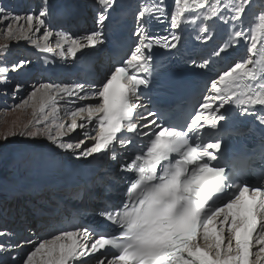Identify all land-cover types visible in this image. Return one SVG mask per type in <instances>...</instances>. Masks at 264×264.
Masks as SVG:
<instances>
[{
	"label": "snow or ice",
	"instance_id": "snow-or-ice-1",
	"mask_svg": "<svg viewBox=\"0 0 264 264\" xmlns=\"http://www.w3.org/2000/svg\"><path fill=\"white\" fill-rule=\"evenodd\" d=\"M252 3L253 0H175L174 10L168 11L165 0H154L138 7V26L133 33L137 42L125 53L122 63L105 73L103 80L46 83L31 91L22 105L33 108L34 119L24 125L19 135L51 142L47 145L51 151L39 146L28 149L38 165L62 167L67 162L59 157L66 154L75 158L73 162L82 161L89 167L116 161V175L126 180L128 187L118 206L110 205L98 213L102 218L99 230L57 227L55 218L62 201L47 212L39 210L38 214L48 220L33 227L51 229V238L33 245L34 250L19 264H88L89 258L95 264H264V151L246 156L223 143L225 135L237 134L225 131L235 125L231 106L244 114L264 111V11L257 14L255 27L248 32L242 24ZM94 4L98 9L94 13L96 28L83 37L59 33L55 49L49 43L53 37L49 17L61 16L71 24L75 15L50 10L47 0L38 13L24 16L9 14L0 7V22L7 21L6 35L14 39L29 40L30 34L43 29L42 41L33 43L44 52L59 49L62 59L70 56L75 62L89 55L85 49L95 50L105 43L104 28H111L122 14L117 0H94ZM165 19H170L168 34L152 36L148 31L150 21L162 23ZM185 21L195 25V41H200L196 47L208 50L198 67L211 71L217 64L231 63L217 74L218 79L211 80L214 95L206 96L200 110L182 125L157 123L163 110L159 114H139L137 120L136 110L144 107L138 89L147 87L150 80L136 73L151 74L163 67L162 62L154 64V47L177 52L186 47L192 33L183 35ZM14 23L18 25L15 29ZM239 45H244L245 55L235 59L232 53L239 50ZM7 47L0 45V55ZM30 64V60L20 59L11 65H0V84H7L9 73L29 70ZM21 87L15 85V92ZM90 96L97 98L94 104L65 111L71 117L67 126L64 121L57 122L60 101L67 103L73 97L87 100ZM214 100L219 101L218 105ZM78 119L82 122L78 123ZM259 121L264 125V115L259 116ZM77 129L83 130L82 137L75 143L68 142L65 137ZM249 176L257 183L249 186ZM11 236L0 231V257L11 247H20L10 239L4 242ZM10 261L17 264L16 257H10ZM0 264H5L3 259Z\"/></svg>",
	"mask_w": 264,
	"mask_h": 264
},
{
	"label": "rangeland",
	"instance_id": "rangeland-1",
	"mask_svg": "<svg viewBox=\"0 0 264 264\" xmlns=\"http://www.w3.org/2000/svg\"><path fill=\"white\" fill-rule=\"evenodd\" d=\"M53 2H59L62 5H60V8L69 7L71 11H74L75 8L79 9L80 6L89 7L95 5L94 0H47V5L49 9ZM42 3H44V0H0V7L4 8L9 14H19L24 16L28 13H38L41 9ZM250 7H252V5ZM256 7L257 9L259 8L255 5V7L253 6V9H256ZM64 9L65 8L62 9V12L67 15ZM259 11L261 12V10ZM253 12H255V10ZM253 12H251V14H249V12L247 13L248 22ZM78 15L80 18V11L78 12ZM92 17L94 18V15H92ZM50 18L51 16L49 17V20H51L53 23L56 17H52V19ZM255 20L256 18H253L251 22L254 23ZM52 23L48 24V28L51 29V31L53 32V37L50 39L49 43L54 49L56 48V41L58 39L59 33L68 32L72 36L83 37L91 30H94L96 28V24L94 23V27H92V29L90 25H87L83 29L81 28L82 25H79V27L81 28V32H79V28H73L69 31L62 27H64L66 24L69 25V28H72L74 24L65 23V20L62 17L61 19L56 20L55 25L59 26L54 27L52 26ZM6 24L7 21L0 22V45L8 46L7 51L0 55V65H11L13 62L20 59H28L31 61V64L27 66L29 70L21 71L19 73H9V79L7 84H0V231L12 233V236L10 238H5V243H7L10 239L12 244L18 243L20 245V247L18 248L11 247L9 249V252L3 254L0 259H3L5 264H11L10 257H16L17 264H19V261L25 258L26 254L34 250L33 245H35L38 241L42 239L51 238V235H48L45 238L42 235H40L38 238H35L34 236L32 238L33 234H31V227H28V223H26L27 218H30V216H27L28 213L33 214L34 212H39V210L41 209L47 212L49 208L54 207L56 202L60 201L61 199L64 202L62 209H66L68 208V205L65 204V201H72L70 193L62 195L58 192V194L55 196L56 201L51 198L53 203H45L44 201H46L45 198L47 197V193H56L55 191H53V189H45L42 191V193H39V190H36L37 187H33L34 182L32 186L29 185L25 187L26 190H24L25 188H23V185H21L22 187L18 185V182L24 180L31 181L32 179L30 178V174L27 175L24 172V175L22 173V177H19V172L15 170L16 165L8 161L9 152L13 150L23 152L27 149L36 146H39L44 150L51 151V149L47 147V145H49L51 142L47 141L45 138H37L35 141H33L31 138L22 137L19 135L21 130L24 128V125L28 124L29 121H32L34 119L33 108L23 106L22 102L25 99H28L31 91L34 88L39 87L41 84H75L77 82H82L83 80L79 78L77 82H74L75 78H73L72 80L69 79L71 74L69 78L66 75L61 77L60 81L52 80V78L54 77H47V79H50L51 81L47 80L46 77L42 76V73L40 72L39 67L41 63H49L52 67H55L56 69H65L63 67L71 69L72 66L68 65L64 61V59L59 56V49H56V51L53 52H44L41 51L40 48H38L33 43V41L35 40L42 41V34L44 31L43 29L41 30V33L30 34L29 40L14 39L9 38L6 35ZM17 26L18 25L16 23L13 24L14 29ZM28 49H30L32 52L31 53L29 51L30 55H28L26 52V50ZM68 60L69 57L66 61ZM96 68H98V65L96 66ZM39 75L42 76V78ZM62 81H65L66 83H63ZM17 84L22 85L19 92H15V85ZM89 99H91V97H89L87 100H77L73 97L68 98L67 103H65L64 101H60L58 107L61 109V111L59 113V118L57 122L64 121L66 122L67 126V123H70L71 121V117L65 115V111L75 110L77 107L86 106L87 104H90ZM17 105L22 106L17 107ZM81 122L82 121L78 119V123ZM89 131H92L91 126H89ZM82 132L83 130L77 129L76 131L69 133V137H65V139L68 142L75 143L82 137ZM9 133H16V135H8ZM6 135L7 140L4 139ZM63 157H66L69 160H71V158L73 159L72 156L67 154ZM3 180H5L7 185L2 183ZM34 191L37 192V195ZM10 193L15 194L17 196L15 197L14 202H12L13 199L8 198L10 196ZM74 196L76 195H73V197ZM55 219L57 220V218ZM17 231L20 232L18 233ZM49 231L50 229L45 228L43 234L46 233L45 235H47L48 233H50ZM29 239H31L32 243L27 244L26 247H24V245L26 244L25 241Z\"/></svg>",
	"mask_w": 264,
	"mask_h": 264
},
{
	"label": "bare ground",
	"instance_id": "bare-ground-1",
	"mask_svg": "<svg viewBox=\"0 0 264 264\" xmlns=\"http://www.w3.org/2000/svg\"><path fill=\"white\" fill-rule=\"evenodd\" d=\"M60 5H61V3H59V2H53L52 3V5L50 6V10L51 9H56V10H58L59 12L60 11H62V9L63 8H65L64 10H65V12L67 13V14H70V13H73V12H75V11H77V12H75L76 13V15H77V17L79 18V15H78V11H80L81 9H77V8H75V10L74 11H71L70 9H69V7L68 8H66V7H61L60 8ZM255 5L256 6H258L259 7V9L261 10V12L262 11H264V0H253V3H252V7H251V10L249 11V14H251V12H253L255 9H253V6L255 7ZM62 6V5H61ZM221 7H223V5H221ZM134 11V10H133ZM244 18V21L246 22V24H248L249 22L247 21L248 20V15H246L245 17H243ZM50 19H52V16H51V18ZM78 23H75V25H77ZM250 25V24H249ZM249 25H247V31L246 32H248L249 30H250V28H252V27H255V25L254 26H249ZM65 26L67 27V26H69V25H66L65 24ZM79 28V27H78ZM77 28V29H78ZM80 29V28H79ZM79 32H81V29H80V31ZM75 33H78V32H75ZM103 46H104V51L103 52H101L100 53V55H101V57H102V61L100 60V62H99V64H98V68H96L97 69V71H98V74L99 75H101L102 76V78H104V75H105V73L108 71V69L110 68V66H111V64H110V62L109 61H106L105 59H107L108 58V54H107V49H106V46H105V44L103 43ZM258 47H259V43H258V45H257ZM100 47V48H99ZM97 48H99V50L97 51V53H94V54H99V52L101 51V49H102V46L101 45H97L96 46V49ZM85 52H88L89 54H91V53H93L94 52V50H92V49H85L84 50ZM26 52H27V54H28V52H29V50H26ZM78 56H79V53L77 54ZM89 57L90 56H88V57H86L85 59H82V57L79 59V61H78V64L82 67L84 64L86 65V62H87V60L89 59ZM40 72L42 73V76H44V77H56L55 76V74L56 73H59L60 74V76H59V78H61V72H59L60 70H57V71H52L51 69H56L55 67H52L49 63H41L40 64ZM64 68V67H63ZM46 69H48V70H46ZM70 71V70H69ZM72 71H78V69L77 68H71V71L68 73V77L70 76V74L72 73ZM65 82V81H64ZM81 83H83V81L81 82ZM96 99L97 98H94V97H91V99H89V103H92V104H94L95 102H96ZM59 159H62L63 161L64 160H66L67 158L66 157H59ZM75 160V158L73 157V159L71 158V160H69V163H71V162H73ZM8 161H10V162H12L13 164H15L14 166H15V170L17 171V172H19V177H22V173L24 172V173H26L27 175L28 174H30V178L34 181L36 178H38V177H40V175L39 174H37L36 172H35V167H39L40 168V165H38L34 160H33V158H32V156H31V154L29 153V151H28V149L26 150V151H23V152H21V151H10L9 152V155H8ZM76 162H81V161H76ZM11 163V164H12ZM10 164V165H11ZM12 164V165H13ZM11 165V166H12ZM15 171V172H16ZM16 172V173H17ZM21 173V174H20ZM24 173H23V175H24ZM17 176V175H16ZM3 184H5V185H7V183L5 182V180H3V182H2ZM38 182H34V186L33 187H37L36 188V190H39V187H38ZM100 184H101V182H93L92 183V185H91V188L92 189H94L95 191H98L99 193L102 191V189H101V186H100ZM118 184H120V183H118ZM121 186V185H120ZM23 188H25V186H23ZM86 188V187H85ZM89 189V188H88ZM24 190H26V188L24 189ZM47 195L49 196H52V195H54V193H47ZM66 196V195H65ZM69 197V196H68ZM71 198H72V201L74 202V201H80V199H81V197L80 196H78L77 198H73L72 196H71ZM46 199V201H44L45 203L47 202V203H53V201H52V199L51 198H48L47 199V197L45 198ZM68 199V198H67ZM62 200V199H61ZM70 201L68 200V203H69ZM95 203V205H98V203H97V201H95L94 202ZM51 205V204H50ZM53 206V205H52ZM66 209H68V208H66ZM64 212V211H63ZM62 212V213H63ZM29 215H30V213H28V217H29ZM42 220L43 221H47L48 220V217H45V218H42ZM39 221H41V220H39ZM63 222V221H62ZM61 222V223H62ZM26 223H28L32 228H31V231H32V233L31 234H33L32 235V238H33V236L35 237V238H38L40 235H42L44 238L46 237V236H48V235H50V233H48L47 235H45V234H43V231H45V228H40V230H36L35 229V227H33V225H34V223H32V220H31V218H27V221H26ZM39 223V222H38ZM61 223H58V225H60ZM23 224V223H22ZM47 229V228H46ZM62 229H65V230H73L71 227H65V226H62ZM19 230V229H18ZM20 231H18V233H19ZM49 232H51V229H50V231ZM16 238V237H15ZM49 239V238H48ZM31 240V239H30ZM90 242V241H89ZM26 245L27 244H25L24 245V247H26Z\"/></svg>",
	"mask_w": 264,
	"mask_h": 264
}]
</instances>
